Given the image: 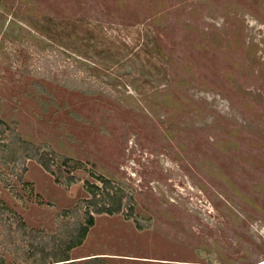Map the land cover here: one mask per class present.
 <instances>
[{
	"label": "rangeland",
	"instance_id": "1",
	"mask_svg": "<svg viewBox=\"0 0 264 264\" xmlns=\"http://www.w3.org/2000/svg\"><path fill=\"white\" fill-rule=\"evenodd\" d=\"M88 214L65 264H264V0H0V264Z\"/></svg>",
	"mask_w": 264,
	"mask_h": 264
},
{
	"label": "trees",
	"instance_id": "2",
	"mask_svg": "<svg viewBox=\"0 0 264 264\" xmlns=\"http://www.w3.org/2000/svg\"><path fill=\"white\" fill-rule=\"evenodd\" d=\"M36 100L41 103V101L38 98ZM47 112H48V110L46 108H42V110H41L42 114L45 115V114H47ZM93 224H94V219L91 216H89V214H88L86 224L80 228V230L78 231V233L74 239H69L67 245H65L64 248H62V251H63L62 253H64V254L60 257V260L56 261L55 263L65 264L66 262L70 261V259L68 257L69 256L68 252L71 249L79 247L82 244L83 240L86 237V234H87L89 228L92 227ZM96 259H100V258H90L87 261H89L88 263L99 264L100 260H96ZM70 264H71V262H70Z\"/></svg>",
	"mask_w": 264,
	"mask_h": 264
}]
</instances>
